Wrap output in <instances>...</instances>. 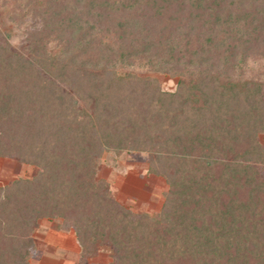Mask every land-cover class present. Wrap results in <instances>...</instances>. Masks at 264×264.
Returning a JSON list of instances; mask_svg holds the SVG:
<instances>
[{
	"label": "trees",
	"instance_id": "16d2710c",
	"mask_svg": "<svg viewBox=\"0 0 264 264\" xmlns=\"http://www.w3.org/2000/svg\"><path fill=\"white\" fill-rule=\"evenodd\" d=\"M24 3L39 28L27 56L0 42V158L36 171L0 187V264H29L37 221L55 219L110 264H264L263 84L243 79L264 57V0ZM133 64L174 91L118 74ZM105 143L147 155L167 185L157 214L95 180Z\"/></svg>",
	"mask_w": 264,
	"mask_h": 264
},
{
	"label": "rangeland",
	"instance_id": "374dc122",
	"mask_svg": "<svg viewBox=\"0 0 264 264\" xmlns=\"http://www.w3.org/2000/svg\"><path fill=\"white\" fill-rule=\"evenodd\" d=\"M25 0H0V42H8L11 50L27 56L28 42L26 35L39 28L25 7ZM9 33L7 37L6 34ZM54 42L48 47L53 48ZM243 79L254 80L263 84L264 96V57H251L246 61ZM118 74L130 72L140 77L156 79L164 92H173L176 79L160 73H151L147 69L133 64L128 69H118ZM48 76L47 73H44ZM81 109V108H80ZM83 112V111H82ZM264 147V135L258 137ZM107 148V144L104 145ZM147 155L139 152H124L115 155L107 148L95 169V180L101 179L109 185L113 199L132 214L145 213L155 215L163 203L162 195L167 189L165 181L146 173ZM264 179V166H260ZM35 168L20 164L13 158H0V187L15 179L31 178ZM60 220H38L31 234L34 248L29 256V264H110L112 251L100 245L95 253L83 256L80 253L73 231L63 232L56 229Z\"/></svg>",
	"mask_w": 264,
	"mask_h": 264
}]
</instances>
